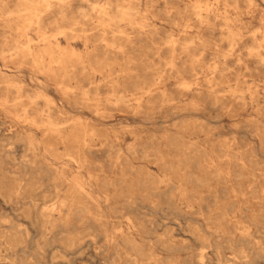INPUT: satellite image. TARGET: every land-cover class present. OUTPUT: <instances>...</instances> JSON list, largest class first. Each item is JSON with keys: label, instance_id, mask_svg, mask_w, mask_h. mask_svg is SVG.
Here are the masks:
<instances>
[{"label": "rangeland", "instance_id": "rangeland-1", "mask_svg": "<svg viewBox=\"0 0 264 264\" xmlns=\"http://www.w3.org/2000/svg\"><path fill=\"white\" fill-rule=\"evenodd\" d=\"M87 1L70 0V3L76 9L86 4L107 2V0ZM122 1L124 4H131L136 9L134 16L125 19L127 23L123 20L117 24L118 29L115 32L110 29L107 31V39L111 40L114 37L116 44H121L128 52L125 59L118 61L114 68L122 71L128 66L126 62L131 67L137 66L135 67L137 69L148 67L151 68L147 75L149 77L152 72H156L162 66L158 59L152 57L151 46L154 43L162 46L163 39L167 35H174L180 41L184 40L180 25L183 20L175 10L176 8L182 9L184 4L178 0H169L166 5L162 0H157L152 6L149 5L148 0ZM6 2L5 4L12 9L13 3ZM144 2L146 3L144 4ZM166 11H170L173 20L171 18L165 20L168 18L165 15ZM53 19L55 17L46 18V21L39 28L37 26L31 27L27 34L31 38H35L36 34L47 32L48 28L53 30L51 24L47 23ZM0 20V41H2L3 36H15V31H11L7 26L14 24L13 18L1 16L0 11ZM96 20V17L85 19L72 34L76 38L74 48L78 52H85L81 45L84 36L95 37L98 35L100 26ZM23 22L25 24V20ZM143 22L156 24L160 35L154 36L153 40L150 37H143L136 46L130 45L128 39H135L140 29L138 24ZM61 25L65 26L64 24ZM257 26H259L257 21H253L250 28L254 29ZM82 29L85 32H82ZM120 36L122 37L120 38ZM58 40L61 47H67L63 36L59 37ZM226 44L224 41L221 43L220 47H224L223 50L220 48L222 52L228 49ZM130 46L132 47L130 48ZM166 50L169 49L165 47L161 50V55L164 58L170 56V50L168 52ZM180 52V49L177 48L174 54L178 55ZM240 52L244 53L245 49L242 48ZM203 57L208 64L219 61L218 57L209 53ZM236 60V56L227 59L230 68L226 76L220 79L221 82L218 85L211 88L215 91V95L225 97L223 100L229 108L241 113L238 116H229L223 111L214 110L211 105L213 95L203 91V95H200L201 98L198 100L206 107V112L203 111L204 113L202 112L198 116L193 114L177 116L167 112L142 114L137 119L132 115L116 112V109L109 110L102 119H97L89 109L76 110L66 104L50 82L45 81L41 76H36L29 70V61L21 63L16 61L9 67L0 62L2 77L22 83L24 92L32 93L38 88L44 90L63 114L60 116L55 113L57 118L81 116L94 127L95 136L91 144L99 148L100 153L91 155L89 161L90 164L92 163V170L95 169L100 174V182H106L112 175L110 164L115 153L114 148H122L123 152L127 154V148L134 141L143 143L148 147L152 144L160 158L158 161L153 157L140 160L132 155L131 158L129 156L131 171L128 172L129 165L125 164L121 171L116 173L115 184H117H114L116 187L110 192L108 207L102 199L99 185L93 183L94 195L100 199L99 202L101 201L100 211L108 217L111 216L108 218L110 222L105 224L103 217L100 219L98 217L95 220L85 219L86 221L73 218L68 229L74 232L60 233L51 225L45 224L41 217L42 208L56 203L58 198L53 196V189L49 187L53 182L49 170L54 166L63 167L68 176L81 170L82 174L87 175L86 170L77 167L76 163L67 157L69 152L62 144L43 143L39 133L35 134L36 139L41 142L35 156L36 165L24 167L25 162L27 163L24 156L30 154V151H28L25 142L16 136V133L21 132L25 126L20 120L5 116L0 112V264H111L109 255L115 264H198V254L201 252L205 254L201 264H232L234 262L239 264L241 260L244 261V264H264V246L262 251L251 249V242H259L257 237L255 239L251 234L255 233L257 236L260 235L259 232L264 234V219L257 218L260 214H264V195L259 192L260 188L264 186V147L262 145L264 116H250L254 114L257 108L264 107V73L250 76L244 69L242 70L243 64L237 63ZM14 67L18 68L14 69ZM184 75L185 78H189L188 73ZM89 77L93 84L90 85L87 82L82 84L89 89H93L97 83L104 84L105 79L102 75L91 72ZM229 80L230 82H228ZM78 84L79 82L76 81L70 83L73 86ZM170 89L173 92L178 90L174 85ZM123 90L127 92L126 89ZM102 91L105 92L106 89L102 88ZM240 106L245 108L241 109ZM190 125L193 126L192 129ZM198 129H200L199 132ZM104 138L113 147L109 153L104 152V150L109 149V146L101 149L100 143ZM187 140L194 141L208 150L221 143L231 144L232 153L242 152L246 156L249 155V150H252L254 152L252 159L257 162L250 164L256 175V192L252 194L248 190L252 171L250 165L241 169L240 165L235 163L233 159L228 163L225 159L221 164L224 172L228 171L233 174L241 170L244 174L241 183L242 192H246V194H239L235 197L230 191L232 187L237 185L232 176H218L217 179L210 175L206 162L200 161L199 164H195L194 161L187 160L189 156H193V153L188 154L189 150L185 147ZM140 164L144 166L143 169L139 168ZM98 167L102 168L99 169ZM194 176L203 180L201 181L202 184L193 180ZM190 177L192 178L190 179ZM19 185L20 194L15 195V190ZM90 212L97 214L99 209L91 207ZM244 215L245 217L248 216L249 220L243 217ZM114 226L120 227V232L117 233L118 247H114L115 245L108 246L103 237L105 233L111 235ZM238 227L246 231L242 234ZM240 235L247 238L240 237ZM68 238H72V242ZM129 240L138 247L133 249L130 245H125L129 244ZM138 249L142 250L138 251ZM233 250L243 251L244 257L240 259L235 256Z\"/></svg>", "mask_w": 264, "mask_h": 264}, {"label": "bare ground", "instance_id": "bare-ground-1", "mask_svg": "<svg viewBox=\"0 0 264 264\" xmlns=\"http://www.w3.org/2000/svg\"><path fill=\"white\" fill-rule=\"evenodd\" d=\"M6 1L13 3L14 6L12 9L5 4L7 3ZM162 1L165 5L169 2V0ZM178 1L184 4V7L180 9L182 10L181 13L178 8L175 9L183 20L180 25L182 26L184 40L180 41L174 35H167L163 39L164 42L161 44L162 46L156 45V43L151 46V51H153L151 52L152 57L158 59L162 66L156 72H152L149 77H147V75L151 68L148 67L137 69L135 68L137 66L131 67L130 64L126 62L128 66H124L126 67L124 70L120 71L114 68L118 61L125 59L128 52L125 51L121 44H116L114 37L108 40L106 36L107 31L110 29L112 32H115V30L118 29L117 24L129 16H134L133 14L136 9L131 4H124L122 0H107V2H102L101 4H98V2L91 3L89 5L86 4L87 6H79L76 9L72 7L70 0H0L1 16L13 18L14 24H8L7 26L11 31L13 30L15 31L14 33H16L15 36H3V39H1L0 62L9 67V65L16 61H20L19 63L29 61V70L36 76H41L45 81L50 82L52 87L59 92L66 104L76 110L89 109L97 119H102L104 114L112 109H116V112H121L123 115H132L136 119L142 114L167 112L177 116H185L188 114L198 116L206 110V107L198 100L203 95V91H206L209 95H213L211 105L214 110L223 111L229 116H238L241 113L229 108L223 100L225 97L215 95V91H213L211 87L218 85L221 82L220 79L226 76L230 68L227 59L231 56H236L237 63H242V70L244 69L250 76L264 73V0ZM147 2L152 6L157 0H148ZM145 3L146 2H144V4ZM170 11L165 12L166 17H168L165 18V20L169 18L172 19ZM50 17H55L52 21L47 22L49 25L51 24L53 30L48 28L49 30L47 29V32H37L38 34H36L37 36L35 38H31L27 34L31 27L37 26L39 28V26L46 21L45 19ZM90 17L97 18L96 21L100 29L98 28V35L95 37H83L81 45L85 49V52L81 53L74 48V45H76V38H74L72 34L76 31L78 25H82L83 21ZM23 20H25V24H23ZM253 21H257L259 24V26L254 29L250 28ZM144 22L138 24L140 29L135 39L127 38L130 45L136 46L142 41L143 37H150V39L153 40L154 36L156 37V35L159 34L156 24H145ZM5 28L7 27L5 26ZM81 31L85 32L84 29ZM258 34L259 36H257ZM61 36L64 37V41L66 42L67 47L65 48L61 47L60 41L58 40ZM217 36H219V38H216ZM121 37L122 36H120V38ZM223 41L226 42L228 46V49L224 52L221 51L224 47H220ZM131 47L132 46H130V48ZM165 47L170 50V56L168 58H166L167 56L164 58L161 55V50L165 49ZM177 48L178 50L180 49L181 52L175 55L174 51H176ZM242 48L245 49L244 53L240 52ZM208 53L218 57L219 61L208 64L203 57ZM15 68L18 67H14V69ZM91 72L102 75L103 79H105L104 84L97 83L93 86V89H89L82 85L84 82L90 85L93 84V81H91L89 77ZM187 73L189 74V78H185L184 74ZM171 80L174 81L172 82ZM72 81L79 82V84L76 86L70 85ZM228 82H230V80ZM173 85L178 89L176 92L170 89ZM102 88H105L106 91L103 92ZM123 89H126L127 92ZM235 94L237 93L235 92ZM233 97H231V99H233ZM56 105L44 90L38 88L32 93L24 92L22 83L4 79L0 69V112L5 116H11L18 121L20 120L25 126L21 132L16 133V136L25 142L28 151H30V154L24 156L25 161H27L24 167H34L36 165L35 156L38 145L41 142L36 139L35 134L39 133L43 143L62 144L69 152L67 153V157L76 163L77 167L84 168L87 173V175H84L81 173V170L80 172L68 176L63 167L59 168L54 166L50 168L49 173L53 178V182L49 187L53 189V196L58 198L56 203L42 208L41 217L43 222L51 225L53 229L58 230L60 233L74 232L68 229L73 218L86 221L85 219L89 220V218H91L95 220L98 217L99 219L103 217L104 223L107 224L110 222L108 218L111 216L108 217V215L100 211L101 201L99 202L100 199L94 195L93 183L99 185L103 196L102 199L108 207L110 192L112 189H115V185L117 184H115L116 173L121 171L122 166L125 164L129 165L128 172L131 171L132 167L130 165L129 156L131 158L132 155L140 160L153 157L158 161L160 158L157 156V150L152 147V144L148 147L143 143L135 141V143L133 142L127 148V154L123 152L122 148H114L115 153L113 157L111 156L113 159L110 164V173L112 175L109 176L106 182H100V174L97 170V172L95 169L92 170V163L90 164L89 161L91 155L97 154L100 151L99 148L91 144L95 136L94 127L87 122L88 120L82 119L81 116H66L65 119L57 118L55 113L60 116L63 114L57 109ZM240 107L241 109L243 108L242 106ZM236 108L238 107L236 106ZM250 116H264V107L257 108L254 114ZM190 128L192 129L193 126L190 125ZM199 130L200 129H198V132ZM262 145L264 147V140L262 141ZM100 146L101 149L109 146L107 151L104 150V152L108 153L113 149L106 138L101 141ZM230 146L231 144L225 145L221 143L208 150L206 147L200 146L191 140H187L185 143L186 149L189 150L188 154L193 153V156H189L187 160H192L195 164H199L200 161L206 162L209 167L210 175L213 177L232 176L235 179L237 185L232 187L230 191L236 197L239 194H246V192H242L241 183L244 174L241 170L233 174L228 171L224 172L222 168L223 165L221 164L225 159L227 163L233 159L234 162L243 169L257 162H254L252 159L254 157V152L252 150H249V155L246 156L242 152L232 153V147ZM106 160L108 161V159ZM249 167L252 171L248 190L253 194L257 189L256 175L253 171V167L251 165ZM98 168L100 169L102 167ZM139 168L143 169L144 166L141 165ZM191 178L192 177H190V179ZM193 180H196L199 184H202L201 181H203L200 180L198 176H194ZM20 189L19 185L15 190V195L20 194ZM259 192L264 195V186L260 188ZM59 194H62V196H59ZM91 207L99 209V212L97 214H92L90 212ZM243 217H245V215ZM245 218L249 220L248 216ZM257 218L264 219V214H260ZM238 230L242 234L246 231L240 228ZM118 232H120V227L114 226L111 235H106L105 233L103 237L108 246L115 245L114 247H118ZM259 233V236L255 235V233L251 234L253 238L257 237L259 240V242L257 241L256 243L255 241L251 242V249H259L262 251L264 246V234L261 232ZM120 235L122 236V234ZM240 237L247 238L242 235H240ZM71 239L72 238H68L70 242H72ZM128 243L129 244L125 245H130L133 249L138 247L134 246V243L130 240ZM141 250L142 249H138V251ZM117 251L115 252L119 255ZM233 252L234 255L240 259L244 257L243 251L237 252L233 250ZM198 255L197 263L201 264L205 254L201 252ZM108 258H110L111 264H115L111 255H109ZM232 264H238V262ZM239 264H244V261L241 260Z\"/></svg>", "mask_w": 264, "mask_h": 264}]
</instances>
